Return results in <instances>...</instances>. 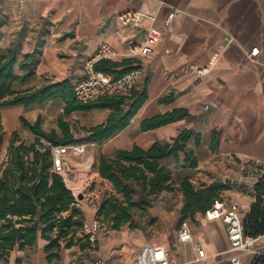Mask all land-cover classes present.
Masks as SVG:
<instances>
[{"label": "crops", "instance_id": "0c3cea01", "mask_svg": "<svg viewBox=\"0 0 264 264\" xmlns=\"http://www.w3.org/2000/svg\"><path fill=\"white\" fill-rule=\"evenodd\" d=\"M17 1L22 15L29 19L46 17L50 27L42 38L43 52L34 75L25 82H14L16 90L66 78L73 83L85 75L86 60L101 43L108 42L123 51L130 41L143 42L150 27L161 31L160 42L148 56L117 60L140 63L144 71L135 90L146 88L148 98L123 130L87 149L96 171L101 154L111 155L134 145L147 148L154 142L165 143L183 130L191 134L186 146L198 163L194 167L184 164L183 152L179 159H164L173 169L175 188L152 195V203L145 210L134 208L132 221L120 229L112 228L108 222L109 227L101 231L95 246L81 237L73 246L63 248L58 256L48 258L45 252L48 241L39 237L33 246L13 250L8 264H90L97 259L105 264H134L146 243L166 246L177 264H232L230 258L235 254L240 255L241 264H256L254 254L231 250L224 224L206 219L203 212L186 219L193 240L179 239L184 206L179 186L186 178L196 186H208L219 177H229L235 165L242 169L264 166V0ZM128 12H142L146 16L138 23L125 24L121 16ZM171 13H174L172 21L167 24ZM17 37L18 34L1 25L0 49L14 47ZM37 44L28 38L21 41L18 62ZM255 46L260 53L252 61L249 52ZM218 52L217 64L209 73L199 76L196 68L207 64ZM15 72L22 74L18 65ZM164 97H171V101L160 102ZM63 107L61 99L30 107L14 105L2 109V119L3 110L9 109L31 122L40 116L45 130L59 131L58 119L62 116L89 128L103 123L112 112L92 109L64 115ZM176 108L187 109L188 115L154 129H141L142 120ZM66 158L78 162V156L69 154ZM95 174L99 175L98 171ZM99 177L105 182L107 193L114 194L111 183ZM225 192L240 204L243 218L253 200L239 191ZM95 195L99 204L101 198ZM96 211V207L84 210V218L95 216ZM261 242L264 240L256 243L257 248L264 252ZM197 246L204 248L205 259L195 260Z\"/></svg>", "mask_w": 264, "mask_h": 264}, {"label": "trees", "instance_id": "16d2710c", "mask_svg": "<svg viewBox=\"0 0 264 264\" xmlns=\"http://www.w3.org/2000/svg\"><path fill=\"white\" fill-rule=\"evenodd\" d=\"M42 47L43 41L40 40L35 49L24 54L19 62L16 47H8L5 51L0 49V143L3 141L2 109L6 107H30L61 99L64 115L74 111L111 109L103 123L83 128L89 141L102 142L123 130L148 98L144 88L133 90L127 96H102L94 101L82 102L76 97L75 82L68 78L29 89H14V82H25L34 75ZM16 65L22 74H16ZM135 65L133 60L104 59L95 64V69L119 77ZM169 101L171 97L160 98V102ZM187 115V109L176 108L142 120L141 129H154ZM20 120L33 133L35 140L27 144L14 131L6 157L0 165V261L3 264H8L13 250L33 246L39 237L48 241L45 245L48 258L58 256L63 248L73 246L81 237L85 238L80 234L84 215L76 207L77 200L63 176L54 170L53 148L78 142L71 123L60 117L57 131L45 130L40 116L34 122L25 116H21ZM190 137L191 134L183 130L165 143L154 142L147 148L134 145L131 149L118 150L111 155L101 154L97 160V171L111 183L115 193L103 195L96 216L102 222L111 223L112 228L120 229L132 221L134 208L145 210L152 203V195L173 190V169L163 160L168 157L179 159L183 152L186 154L183 163L196 166L197 159L186 146ZM196 141L199 142V137ZM226 188L218 181L199 187L189 178L184 179L179 186L184 195L182 221L193 219L197 212L204 213ZM255 189L257 199L242 218L244 234L252 237L264 234V183L257 182Z\"/></svg>", "mask_w": 264, "mask_h": 264}, {"label": "built area", "instance_id": "2783aa9c", "mask_svg": "<svg viewBox=\"0 0 264 264\" xmlns=\"http://www.w3.org/2000/svg\"><path fill=\"white\" fill-rule=\"evenodd\" d=\"M174 13L168 16L167 24L172 21ZM146 14L142 12H128L121 16L123 23L129 21L139 22ZM153 18V17H152ZM161 40V31L155 27H150L146 38L143 42H128L123 51L115 48L108 42L101 43L96 49L95 53L86 60L84 65L85 75L75 81V94L77 99L82 102H90L102 96L111 95H130L137 87L141 76L143 74V67L138 61H135V66L128 71L114 77L111 73L96 70L95 64L100 60H113L117 61L121 58H138L140 56H148L151 54L156 45ZM260 53V48L255 46L249 52V57L255 61L256 56ZM220 53L214 54L207 64L198 66L196 72L199 76L209 73L212 68L217 64ZM207 109L208 106L206 105ZM94 144V143H93ZM87 144L83 142H75L68 145H59L53 148L54 170L61 174L65 180L72 172V167L68 164L66 156L71 154L74 156L83 155L86 152ZM83 189V188H82ZM82 189L72 191L76 200L78 194L83 193L89 199V192H84ZM94 207H98V203H93ZM241 206L238 202L226 196H219L214 199L211 207L206 209L204 216L208 220H220L225 228L230 242V248L233 251H243L255 255L256 264H264V252L256 247L259 240H264V234L257 237L246 236L244 234ZM104 222L96 215L91 218H84L80 234L85 236L92 246H95L98 236L103 230ZM179 239L183 242L193 240L192 231L186 220L180 223L178 228ZM197 256L195 260L205 259L206 252L201 246L196 248ZM232 264H241L239 254L233 255L231 258ZM90 264H105L104 260L97 259ZM134 264H177L171 252L164 245L146 243L144 244L135 259Z\"/></svg>", "mask_w": 264, "mask_h": 264}, {"label": "rangeland", "instance_id": "374dc122", "mask_svg": "<svg viewBox=\"0 0 264 264\" xmlns=\"http://www.w3.org/2000/svg\"><path fill=\"white\" fill-rule=\"evenodd\" d=\"M20 9L21 6H19L17 0H1L0 2V26L5 25L7 28L12 30V32H15L16 35L18 34L16 41H14V47L18 49L19 54L21 41L28 38L37 43L46 36L50 27V21L48 18L40 16L35 19H29L25 15H22L23 13ZM30 115L31 114L28 113V116ZM21 116L24 115L15 114L9 109L3 110V141L0 143V165L6 157L14 131H16L19 137L27 144H30L35 140L33 133L27 127L22 125L20 120ZM48 121L51 123V119H48ZM70 123L72 124L73 130L78 138V142L86 143L87 149H91L95 142L87 139V133L83 130V127L80 126L77 120L72 119L70 120ZM47 126L49 127L50 125ZM87 149L83 155L78 156V162L76 163L66 158V160H68V164L72 167V172L69 173L66 181L67 186L72 191H77L83 188L82 190L84 192L90 193L89 199L87 196H84L83 193H80L83 195V198L77 199V203L79 205H76V207L81 210L82 213H84V210L94 207L93 203L97 201L95 193L98 194L100 198L103 197L102 194L107 193L105 182L100 179V175L95 174L97 171L94 168V160L88 155ZM216 181L226 185L228 188L225 190L242 192L255 202L258 194L255 189V184L259 181L264 183V167L261 168V166L255 165L242 169L239 168L238 165H235L234 170L230 172L229 177H219ZM225 190H223L220 195L231 198L230 196H227ZM92 193L94 194L92 195ZM262 197L264 199V195ZM108 227V223L104 222L103 230ZM261 243L264 244V242ZM257 245L258 244H256V247ZM0 264H3V262L0 261Z\"/></svg>", "mask_w": 264, "mask_h": 264}, {"label": "water", "instance_id": "95a60500", "mask_svg": "<svg viewBox=\"0 0 264 264\" xmlns=\"http://www.w3.org/2000/svg\"><path fill=\"white\" fill-rule=\"evenodd\" d=\"M83 195L82 194H78V199H82Z\"/></svg>", "mask_w": 264, "mask_h": 264}]
</instances>
